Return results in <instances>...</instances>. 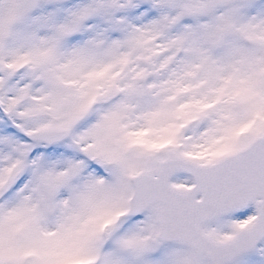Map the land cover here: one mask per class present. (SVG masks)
I'll return each mask as SVG.
<instances>
[{"label": "snow or ice", "instance_id": "obj_1", "mask_svg": "<svg viewBox=\"0 0 264 264\" xmlns=\"http://www.w3.org/2000/svg\"><path fill=\"white\" fill-rule=\"evenodd\" d=\"M0 264H264V0H0Z\"/></svg>", "mask_w": 264, "mask_h": 264}]
</instances>
